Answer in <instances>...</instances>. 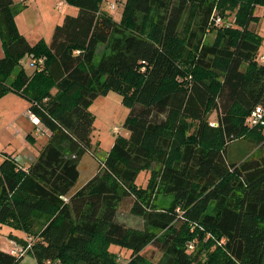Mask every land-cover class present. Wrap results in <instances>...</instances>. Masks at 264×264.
<instances>
[{
  "label": "trees",
  "instance_id": "16d2710c",
  "mask_svg": "<svg viewBox=\"0 0 264 264\" xmlns=\"http://www.w3.org/2000/svg\"><path fill=\"white\" fill-rule=\"evenodd\" d=\"M65 2L77 15L49 43L30 44L14 1L0 0V98H25L49 135L28 168L0 163V224L25 235L12 240L37 264H121L112 247L132 253L127 264H146L150 248L163 254L153 264H263L264 127L248 128L247 118L264 106L262 38L251 29L264 0H126L120 20L104 0ZM232 16L229 28L215 27ZM26 57L36 61L31 75ZM111 91L129 109L128 135L74 191L93 149L89 108ZM241 139L259 146L231 162L228 147ZM155 193L173 197L170 207L159 210ZM122 212L144 227L128 226ZM23 258L0 250V264Z\"/></svg>",
  "mask_w": 264,
  "mask_h": 264
},
{
  "label": "rangeland",
  "instance_id": "374dc122",
  "mask_svg": "<svg viewBox=\"0 0 264 264\" xmlns=\"http://www.w3.org/2000/svg\"><path fill=\"white\" fill-rule=\"evenodd\" d=\"M125 2L126 0H104L102 9L112 15L115 20H120ZM60 3L63 5L61 6ZM261 8L257 7L256 9V16L260 21L251 25V29L262 38L258 60L264 63V17ZM13 10L18 29L30 44H36L40 40L49 43L55 28L63 24L64 18L67 15L76 16L78 13L77 8L67 4L65 0H14ZM223 20L230 25L235 21L234 16ZM215 38L216 32H210L205 37V42L212 44ZM105 50V46L100 45L98 54L95 57L96 63ZM30 61L27 57L22 61L29 75L34 72V69L30 66ZM122 100L121 94L111 91L107 96H100L91 104L89 111L95 118L92 133L93 149L80 161V178L74 187V191L83 187L97 174L116 138L120 135H128L124 124L129 109L123 104ZM29 108L30 103L18 94L8 93L0 98V163L5 158L11 157L20 167L28 168L37 160L43 147L47 144L49 135L43 131V128L38 126L37 122L32 120ZM209 121L211 124L216 125L217 114H211ZM258 146L257 141L251 139L231 142L227 150L228 159L231 162H240L251 156ZM150 173V171L142 172L137 180L138 185L145 187L150 178ZM152 198L159 210L169 208L173 201V197L162 193H155ZM123 210L127 211L124 207ZM119 218L132 228L144 227L142 219L127 212H122ZM154 232L158 235L161 234L159 230H154ZM11 235L25 238L22 232L14 231L10 227L0 224V250L12 254L16 247H21L12 240ZM30 241H28V244ZM28 250L27 248L26 252L23 253L24 258L21 264H37L35 259L28 254ZM111 250L119 254L121 264H127L130 261L132 254L130 251L114 247ZM145 256L153 263H159L163 254L154 248H150ZM150 261L146 264H153Z\"/></svg>",
  "mask_w": 264,
  "mask_h": 264
},
{
  "label": "built area",
  "instance_id": "2783aa9c",
  "mask_svg": "<svg viewBox=\"0 0 264 264\" xmlns=\"http://www.w3.org/2000/svg\"><path fill=\"white\" fill-rule=\"evenodd\" d=\"M60 5L62 6L63 4L60 3ZM262 10V16L264 17V7L261 8ZM216 22V26H220V27H226L229 28L231 25L226 23L223 18H216L215 20ZM31 60L30 66L35 69L36 67V61L35 60ZM30 117L32 118L33 121L37 122L38 124V119H36L33 115L30 114ZM247 125H249V127H264V106L259 105L257 106L252 113L248 116L247 118ZM17 253H24V250L22 248H18L16 247L15 251L12 252V254H17Z\"/></svg>",
  "mask_w": 264,
  "mask_h": 264
},
{
  "label": "crops",
  "instance_id": "0c3cea01",
  "mask_svg": "<svg viewBox=\"0 0 264 264\" xmlns=\"http://www.w3.org/2000/svg\"><path fill=\"white\" fill-rule=\"evenodd\" d=\"M13 1H14V0H13ZM0 50H1V53H0V59H1V58H3V56H4V52H3L2 46H1V49H0ZM27 58H29V57H27ZM29 59H30V58H29ZM30 63H31V61H30ZM33 71H34V70H33Z\"/></svg>",
  "mask_w": 264,
  "mask_h": 264
}]
</instances>
